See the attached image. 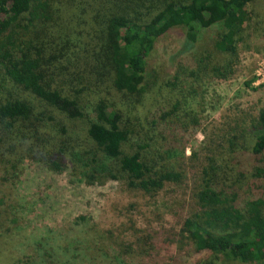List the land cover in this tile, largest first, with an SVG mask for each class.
<instances>
[{
	"label": "trees",
	"instance_id": "16d2710c",
	"mask_svg": "<svg viewBox=\"0 0 264 264\" xmlns=\"http://www.w3.org/2000/svg\"><path fill=\"white\" fill-rule=\"evenodd\" d=\"M257 1L0 0V186L7 189L0 187V259L89 264L90 253L105 264H168L157 243L174 241L178 250L187 245V262L264 264V108L249 124L255 161L249 175L238 173L244 183H227L220 159L208 155L194 210L168 236L131 226L134 240L127 243L78 215L68 227L76 237L106 243L98 255L79 248L77 239L50 243L51 232L34 240L28 254L8 256L11 248H4L18 222L8 191L25 158L69 171L87 186L119 182L127 193L153 196L167 184L182 185L186 172L176 161L184 157L185 133L200 123L203 78H228L239 44L264 34V12L248 8ZM215 24L211 49L193 56L200 32ZM176 27L184 35L179 61L161 78L148 58L156 40ZM238 138L226 137L222 145L244 158L234 149Z\"/></svg>",
	"mask_w": 264,
	"mask_h": 264
},
{
	"label": "rangeland",
	"instance_id": "374dc122",
	"mask_svg": "<svg viewBox=\"0 0 264 264\" xmlns=\"http://www.w3.org/2000/svg\"><path fill=\"white\" fill-rule=\"evenodd\" d=\"M248 8L264 12V0L250 4ZM218 29L215 24L200 32L196 47L191 52L195 53L193 56L211 49ZM183 37L182 29L176 27L156 40L148 62L161 78L174 72L175 64L179 61L177 50ZM202 83L200 123L185 133L187 147L184 157L181 162L176 161L186 172L182 185L167 184L153 196L127 193L119 182L109 180L103 185L87 186L71 177L69 171H49L41 162L25 158L19 181L8 191L11 195L9 199L13 198L16 203L18 222L12 233L14 236L4 241L5 250L9 251L8 246L11 248L7 255L30 253L29 245L48 232L53 236L50 243L77 239L79 248L87 247V251L94 248L98 255L97 251L100 253L106 249V243L101 245L97 239H85V235L82 238L79 236L81 233L76 237L74 229L68 227L78 215L89 217L90 223L95 224L93 229L110 230L114 237L121 234L127 243L134 240L131 226L152 233L163 229L168 236L172 229L178 230L183 218L194 210L193 193L208 155L220 159L217 164L219 170L226 168L230 179L227 183H235L234 188L239 183L243 184L245 179L238 173L243 171L249 175L255 161L250 152L252 134L248 130L249 124L264 108V34L257 33L247 43L239 44V61L228 78L206 76ZM232 135L239 137V147L234 149L244 158L236 157L228 144L222 145L224 139ZM260 157L264 159V153ZM0 187L2 193H7V189ZM96 246L100 247L96 249ZM177 248L178 243L174 241L171 244L159 242L156 252L168 264H196V257L188 259L189 262L184 257L187 245L183 250ZM68 255H62L61 260ZM86 258L89 264L106 262L102 257L90 253H86ZM223 263L219 259L217 264ZM0 264H6L5 258L0 259ZM84 264H87V260H84Z\"/></svg>",
	"mask_w": 264,
	"mask_h": 264
}]
</instances>
